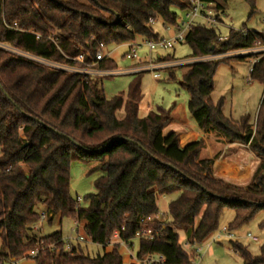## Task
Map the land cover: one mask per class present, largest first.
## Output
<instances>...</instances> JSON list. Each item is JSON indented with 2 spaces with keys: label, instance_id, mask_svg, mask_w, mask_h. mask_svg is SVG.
<instances>
[{
  "label": "trees",
  "instance_id": "1",
  "mask_svg": "<svg viewBox=\"0 0 264 264\" xmlns=\"http://www.w3.org/2000/svg\"><path fill=\"white\" fill-rule=\"evenodd\" d=\"M202 1L212 3L219 17L224 13L221 3L230 0ZM247 1L254 9V0ZM174 8L189 11L191 3L0 0V42L54 63L84 66L93 61L99 43L158 40L154 23L159 20L179 28ZM263 38L247 29L232 30L221 40L215 28L196 22L185 36L191 57H204L186 64L180 82L189 94L188 112L203 132L249 146L257 165L244 184L215 174V159L202 156L203 138L181 146L177 133L164 135L173 120L171 108L158 107L139 116L142 73L135 74L126 93L107 97L102 76L59 69L0 48V262L38 249L31 258L36 264H123L119 244L93 257L80 244L69 249L61 230L40 235L35 227L41 221L39 204L45 206L49 223L56 217L60 222L71 218L86 241L104 248L115 231L132 245L142 221L148 220L154 238L136 239V257L163 256V262L154 264H191L195 250L183 247L179 231L187 242L200 244L219 228L225 209L235 213L229 230L253 221L264 211V95L255 123L247 115L226 116L223 101H212L216 70L221 63L247 56L207 57L252 47ZM80 54L83 62L75 61ZM98 66L118 65L106 56ZM250 75L264 85V59ZM169 76L175 77V68ZM113 138L119 139L110 142ZM73 160L93 165L90 173L99 174L95 191L83 198L86 206L70 190ZM171 195L176 196L160 214L159 197ZM259 226L264 228V218ZM232 246L243 264H264V248L254 255L237 241Z\"/></svg>",
  "mask_w": 264,
  "mask_h": 264
},
{
  "label": "rangeland",
  "instance_id": "2",
  "mask_svg": "<svg viewBox=\"0 0 264 264\" xmlns=\"http://www.w3.org/2000/svg\"><path fill=\"white\" fill-rule=\"evenodd\" d=\"M254 2V9L247 0H230L226 3L220 2L223 5L224 13L220 15V18H217L216 23L209 22L200 17L194 19V22L215 28L222 38L228 37L232 30L250 29L261 31L264 29V0H254ZM211 9L216 13L214 6H211ZM174 10L178 13L179 28L171 25L165 26L162 21H156L154 23V29L160 38L169 39L173 37L179 30L184 29L183 23L190 21L188 11H182L178 8H174ZM134 44H137L134 47L139 56L137 60H128L125 57V54L130 50L129 44L106 46L105 53L116 61L119 70L129 69L137 65L139 60L149 57L147 42L144 43L141 38H137ZM236 52L233 50L229 51L224 56V59L238 57L235 55ZM191 54L192 50L186 42L176 43L172 49L165 50L158 47L153 51L152 56L154 58L161 56L159 57V61L167 67L160 72L161 77L159 79L154 78L152 72H143L141 74L143 99L139 106L140 117L146 116L152 110H157L158 107L169 109L174 103H184L187 108L189 120L195 123L188 112L189 94L180 83L187 67L185 64L178 63L179 61L183 62L192 59ZM249 55L244 60H234L231 63H221L218 66L214 77L212 101L214 104H217L220 100L223 101V112L226 116L232 117L233 119H240L242 116L247 115L250 117L251 123H255L256 115L264 95V85L258 80L248 81L247 78L250 74V68L255 60L254 57H249ZM174 68L175 77L170 78L169 70ZM134 78L135 74L132 72L102 78L105 95L112 97L122 92L126 93ZM247 147L250 149L249 146ZM245 155L242 158L249 157V154ZM255 160L257 161V158ZM92 166L79 160H73L71 162L70 190L73 196L82 199V206L88 204L83 198L95 191V180L99 174L96 172L90 173ZM175 196L159 197L160 214H164L167 211L168 203ZM36 209L40 213H46V208L42 204L37 205ZM234 214V211L231 209H225L223 211L219 228L207 238L208 240L206 242L204 240L205 243L202 242L204 243L202 244L203 252L198 256L194 253L191 257V264H243L241 256L232 246V242L235 241L246 246L254 255L262 252L264 248V228L259 226V222L264 218V211H261L250 223L241 226L237 230H230V232L236 235L235 239H229L223 235L217 241L211 242L214 236L221 233L224 226H228ZM36 226L38 233L43 236L61 230L64 238L69 239L71 245L77 246L80 244L93 257L103 254L108 247L106 246L104 248L101 245L86 240H78L77 238L81 234L76 231L75 221L71 218H63L60 222L59 217H56L52 223L43 219ZM179 233L180 242L183 247L193 252V248L187 245L186 234L183 231H179ZM248 233L257 237L258 240L255 241L247 237ZM209 242H211L210 245ZM121 247L120 245L118 246L119 250ZM138 247L139 242L135 239L133 247L130 248L134 255L138 251ZM124 254L127 255L126 252Z\"/></svg>",
  "mask_w": 264,
  "mask_h": 264
},
{
  "label": "built area",
  "instance_id": "3",
  "mask_svg": "<svg viewBox=\"0 0 264 264\" xmlns=\"http://www.w3.org/2000/svg\"><path fill=\"white\" fill-rule=\"evenodd\" d=\"M191 3V9L188 11V16L190 17V21L188 23H183L184 29L183 30H179L173 37L169 38V39H165V38H159L158 40L155 41H143L144 43L147 42L148 44V55L149 57L143 59V60H139V63L135 66H133L132 68L129 69H125V70H119L118 68H101L98 66V64L106 57L108 56L105 53V49H106V45L104 43H99L98 45V49L96 51L95 57L93 59V61L91 63H84V66H78V65H63V64H58V63H54L50 60H47L45 58L39 57L37 55L28 53L26 51H23L21 49L12 47L8 44L5 43H1L0 42V48L6 51H9L11 53L17 54L23 58L29 59V60H33L36 61L38 63H42L45 65H49V66H53L59 69H64V70H68V71H72V72H76V73H81V74H89V75H97V76H102V77H108V76H115V75H119V74H124L126 72H132L134 74H139V73H143V72H152L153 77L156 79H159L161 77V71L165 70V68L167 67L165 64H162L161 61H159V57L161 56H157V57H153V51H155L158 47L161 49H172L176 43H182L185 42V36H186V31L188 30L190 24L192 22H194V19H196L197 17H200L204 20H207L209 22H213L216 23L217 22V18H220V16L218 17L217 13H214V10L211 9V6H214L212 3H206L202 0H189ZM216 12V11H215ZM223 13H220V15ZM15 28H17V24L14 23L13 25ZM257 31V30H256ZM243 32H247L246 30H243ZM261 34H263L264 37V29L261 31H257ZM40 35H37V38H39ZM227 37L222 38L221 40H226ZM129 44V52H127L125 54V57L128 60H137L139 58L138 53L136 51V49L134 48L137 44H134V42L131 43H127ZM233 51H237L236 52V56H247L248 54L249 57H254V63L250 68V73L253 71L256 63L260 62L262 59H264V38L263 39H258L255 41L254 45L252 47H248V48H241V49H236ZM229 52V51H228ZM228 52H222V53H218L216 55H212V56H208L207 58H216V59H220V58H224V56L226 55V53ZM204 59L203 58H192V59H188L186 61L183 62H178L180 64H189L192 62H195L197 60H201ZM75 61L78 62H83L84 60V54H80L77 58L74 59ZM248 81L251 82L253 81L251 75L249 74L248 76ZM248 146V145H245ZM81 198L78 197V201H80ZM46 219V213L42 212L41 213V220ZM148 220L145 221L143 220L141 223V228L137 230L136 234H135V239L140 240V239H152L154 238V232L152 230L151 227L148 226ZM37 228V226H35ZM225 236L229 239H235L236 235L233 232H230V230L228 229L227 226H224L222 228L221 233H219L218 235L214 236L212 241H217L218 239H220L222 236ZM119 236L120 237V232L119 231H115L114 236ZM112 237V239H113ZM247 237H249L252 240L257 241L258 238L253 236L251 233L247 234ZM80 241H85V238L80 235L77 238ZM121 239V238H120ZM208 239L205 240V242ZM122 243H127L126 241L122 240ZM204 242V243H205ZM209 242V245L210 243ZM65 243L67 245V247L70 249L72 247L70 240L69 239H65ZM201 243V245L197 244V243H189L187 242L188 246H191L194 250H195V255H199L203 252V246ZM51 247H53V245H50ZM38 249H34L29 251L25 256L19 258V259H15L11 262V264H22V261L28 258H33L38 254ZM164 258L163 256H157L156 258L153 257H149V258H145L143 260H141L142 264H154L155 262H163Z\"/></svg>",
  "mask_w": 264,
  "mask_h": 264
},
{
  "label": "crops",
  "instance_id": "4",
  "mask_svg": "<svg viewBox=\"0 0 264 264\" xmlns=\"http://www.w3.org/2000/svg\"><path fill=\"white\" fill-rule=\"evenodd\" d=\"M171 109L173 120L165 127L163 131L165 136L172 132L177 133L181 146L203 138L205 140V148L202 151V156L215 159L214 170L217 176L236 181V183H247L250 180L257 161L253 152L247 146L240 143H228L215 133L203 132L196 123H192L189 120L184 103H174ZM245 154H249V157L242 158L246 156ZM116 244L122 246L119 251L123 256V264H142L141 260L136 257L137 252L134 255L132 249H130L133 244L122 243L119 236L113 237L106 248V252H111ZM123 252H126L127 255ZM156 257L153 256V258ZM0 264H11V262H0ZM22 264H36V262L34 259H25Z\"/></svg>",
  "mask_w": 264,
  "mask_h": 264
},
{
  "label": "water",
  "instance_id": "5",
  "mask_svg": "<svg viewBox=\"0 0 264 264\" xmlns=\"http://www.w3.org/2000/svg\"><path fill=\"white\" fill-rule=\"evenodd\" d=\"M117 139H119V138H113V139H111L110 140V142H112V141H115V140H117ZM78 147H81V145L78 143V142H76V141H73ZM109 142V143H110Z\"/></svg>",
  "mask_w": 264,
  "mask_h": 264
},
{
  "label": "bare ground",
  "instance_id": "6",
  "mask_svg": "<svg viewBox=\"0 0 264 264\" xmlns=\"http://www.w3.org/2000/svg\"><path fill=\"white\" fill-rule=\"evenodd\" d=\"M218 169V168H217ZM221 170V169H220Z\"/></svg>",
  "mask_w": 264,
  "mask_h": 264
}]
</instances>
